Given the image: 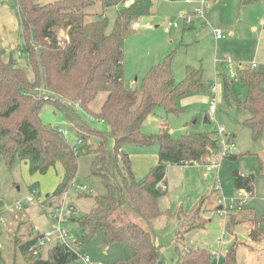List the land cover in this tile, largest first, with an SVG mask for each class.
I'll list each match as a JSON object with an SVG mask.
<instances>
[{
	"label": "trees",
	"instance_id": "trees-1",
	"mask_svg": "<svg viewBox=\"0 0 264 264\" xmlns=\"http://www.w3.org/2000/svg\"><path fill=\"white\" fill-rule=\"evenodd\" d=\"M15 1L22 27L21 50L33 79L15 64L12 54L6 58V51L0 47V157L9 167L23 161L31 175L45 174L58 165L59 182L46 196L59 197V203H63L60 196H64L77 172V153L59 131L41 124V107L52 104L71 121L80 145L90 136L98 138L91 172L102 178L106 193L95 196L88 213L63 216L81 230L76 244L81 246L102 232L107 245L121 242L131 250V255L119 264H169L163 258L161 246L156 244L152 226V220L162 213L158 200L166 193L167 167L190 165L193 160L206 163L222 146L217 130L185 132L173 139L167 126L155 133L143 132L141 126L157 106L166 114H179L183 109L182 98L207 89L201 68L187 66L183 78L176 80L172 56L168 55L148 69L139 91L124 86V41L135 33L134 22L152 13L151 0H133L126 6V0H54L45 4L37 0ZM258 1L264 5V0H238L237 7ZM96 5L100 9H95ZM112 7L117 8L110 25L106 11ZM191 23L186 22L184 29H192ZM59 29L67 35L64 46L58 41ZM263 75L251 66H239L231 77L246 85L245 100L234 103L248 111L243 124L250 128L254 138L264 130ZM223 92L225 99L232 100L230 82L225 75ZM100 93L106 95L93 113L91 104ZM76 109L93 114L107 130L92 127ZM107 136L113 141L109 149ZM129 143L157 144L156 164L139 179L133 174L129 154L123 149ZM237 155L229 152L223 157ZM231 175L236 189L243 187L253 194V174H240L235 169ZM30 189H36V196L40 195L37 182ZM199 201L190 213L199 211ZM233 218V214L229 216L227 228L235 223ZM204 223V220L197 222L183 233L178 230L176 239H181L191 228L203 227ZM250 223L249 237L258 241L264 233V217L253 214ZM41 235L36 232L21 242L15 239L26 264H67L80 257L75 248L56 242L48 250L47 258H42L41 252L33 248ZM174 249L178 254L170 264L211 263L210 249L205 247L186 245L182 251L176 244ZM222 264H239L234 244L223 254Z\"/></svg>",
	"mask_w": 264,
	"mask_h": 264
},
{
	"label": "rangeland",
	"instance_id": "rangeland-1",
	"mask_svg": "<svg viewBox=\"0 0 264 264\" xmlns=\"http://www.w3.org/2000/svg\"><path fill=\"white\" fill-rule=\"evenodd\" d=\"M37 1L45 4L54 0ZM151 2L152 13L136 20L135 33L124 41V86L139 91L142 78L148 69L171 55L172 72L177 80L183 77L187 66L201 68L208 87L195 93L193 100L182 105L183 109L179 114H166L161 106H157L142 123V131L155 133L165 123L171 137L177 139L185 132L216 131L223 128L227 145L231 143L229 135L234 138L233 145L227 146L228 151L234 149L238 153L236 158L223 157L221 148L217 155L207 159V162L218 164L213 170H202L192 164L168 165L167 191L158 200L162 213L152 220L156 240L162 247L163 258L170 264L178 254L174 249L176 244L183 249L190 245L214 248L220 255L212 256L210 264H222L223 254L234 244L237 247L239 264H264V233L261 236L262 240L257 243L259 245L256 248L259 251L253 249L256 253L263 252L262 255L249 261L245 254V250L251 246L248 238L251 223L248 222L247 216L256 213L264 217V130L258 138H254L250 128L243 124L249 113L244 107L237 106L234 100L243 102L247 88L241 81L231 78L226 66V60L230 58L234 68L250 67L254 64V69L264 74V22L261 23V19H264V5L258 1L237 8V0H151ZM117 7L106 11L110 25ZM94 8L100 9L98 5ZM94 8L90 10H95ZM196 8L201 9L200 14L194 12ZM185 17H190L191 21L193 19L192 29H184ZM169 22L177 23L178 27H170L169 31H164ZM19 23L21 24L20 18ZM217 30L221 33L220 38L214 35V31ZM58 38L61 44L67 42L65 30H58ZM17 49L12 54L15 64L23 68L32 80L33 75L27 66L26 55ZM9 55L10 52H6V58ZM223 75L230 82L232 100L224 97ZM261 85L264 88V75ZM105 95L100 93L91 104L93 113L98 110ZM211 103L215 106L214 113L209 112ZM76 111L92 127L107 130L106 125L95 120L93 114H85L77 109ZM205 118L209 123L204 122ZM39 119L41 124L56 131L59 128L68 131L66 134H60L76 149L77 172L64 196L60 197L63 198L65 206L73 209V217L88 213L94 206L95 196L106 193L102 178L91 172L98 138L90 136L82 145H78L71 121L52 104H44L41 107ZM106 142L108 149L113 146L111 137L107 136ZM156 147V143L146 146L129 143L123 146V149L127 153L140 150L147 152ZM235 169L254 175V193L242 203H238V198H242V195L234 187L231 176V171ZM60 174V167L56 165L45 174L31 175L23 161L18 160L9 167L0 157V217L3 218L0 220L2 244L0 264H26L15 239L21 242L31 237L32 227L37 233H43L49 228L51 214L60 203L59 197L46 195L54 190ZM33 182H37L40 195H35L34 200L28 202L27 197L31 195L30 185ZM80 186L86 188L80 189ZM210 192L215 197L199 201ZM222 197L225 199L223 202L225 208H236L239 205L244 209L239 211L238 215L234 214L235 210L219 214L216 208L219 204L218 199ZM231 199L234 201L231 202ZM198 201L199 211L190 213ZM18 205L21 206L20 209H17ZM180 211L182 214L177 215ZM232 214L235 223H232L229 231L225 227V222ZM62 218L69 235L68 245L80 253V257L67 264H84L83 256L89 258L88 264H119L131 255V250L121 242L107 245L102 232L95 234L85 244L77 245L76 240L81 235V230L74 221L63 216ZM202 220L206 221L203 227L189 229L184 232L181 239H176L175 234L179 227L183 233V230ZM222 234L225 235L224 244L219 245L215 238ZM54 244L55 240L52 239L40 248L42 258H47L48 250Z\"/></svg>",
	"mask_w": 264,
	"mask_h": 264
},
{
	"label": "crops",
	"instance_id": "crops-1",
	"mask_svg": "<svg viewBox=\"0 0 264 264\" xmlns=\"http://www.w3.org/2000/svg\"><path fill=\"white\" fill-rule=\"evenodd\" d=\"M237 2H238V0H237ZM193 15H195V13ZM19 18H20L19 11H18V7H17V4H16L15 0H0V47L3 48L6 52L9 51L10 55L13 54V52L17 48L19 50H21L22 43H23V40H22V37H21L22 36L21 35L22 29H21V26H20L21 24L19 23ZM262 22H264V19H261V23ZM191 24L193 26V19H192V23ZM174 28H176V27H174ZM193 95H189V96H186V97L182 98L180 100V105L181 106L185 105L189 101L193 100ZM207 123H209V121ZM162 126H166V124L164 123ZM229 136H231L230 141H231V144H232L233 141H234V138H233L232 135H229ZM157 151L158 150H157V147H156V148H153V149H151L149 151L147 150V152H143L142 150H140V151H135V152L132 151V152L128 153L129 156H130V159H131L133 174L135 175L136 178H138V179L142 178L148 172V170L152 166H154L156 164L157 157H158L157 156ZM174 166H178V165H174ZM195 167L199 168V169H202V170H206L201 165H195ZM239 173L240 174H246V173H243V172H239ZM233 185H234V179H233ZM165 186H166V191H167V179H166V176H165ZM253 193H254V191H253ZM203 197H206V198L210 197L212 199L215 196H214V194L212 192H210V193H206V195H204ZM220 207L221 206L218 204L216 209L218 210V208H220ZM243 209L244 208H242L240 210H235L234 214L239 213V211H242ZM179 214H182L181 211L178 212L177 215H179ZM254 214H256V213H254ZM252 215L253 214H251L250 217L247 216V218H248L247 220H249L248 222H250V218L252 217ZM179 222H180V220H179ZM227 222H228V220H226V222H225L226 223L225 227H226V229H228L230 231L232 225L229 226V228H227ZM179 229H180V227L177 229L176 233L178 232ZM191 229H193V228H191ZM250 229H251V227H250ZM35 232H37L36 229L35 228L33 229V227H32V235ZM224 237H225V235L223 234V242H222V244H224ZM248 238H249V245H251V246L249 247L248 250H245L246 251L245 254L247 255L246 256L247 260L250 261V260L254 259L253 257L259 258L262 255L263 252L256 253L255 251H253V249H256L257 251H259L256 247H258L259 244H257V243L260 240H262L261 239L262 237L258 241H252L250 239L249 233H248ZM215 239H217V237ZM155 240H156V236H155ZM226 242H227V240H226ZM156 244H158L157 240H156ZM177 246H178V244H177ZM178 248L180 250L182 249V251H184L183 248H180L179 246H178ZM185 248H186V246H185ZM208 249L211 250V249H214V248H208ZM161 250H162V247H161ZM251 252H252V254H250ZM236 259H237V254H236ZM237 261H238V259H237Z\"/></svg>",
	"mask_w": 264,
	"mask_h": 264
},
{
	"label": "built area",
	"instance_id": "built-area-1",
	"mask_svg": "<svg viewBox=\"0 0 264 264\" xmlns=\"http://www.w3.org/2000/svg\"><path fill=\"white\" fill-rule=\"evenodd\" d=\"M131 2H133V0H126L124 2V5H128L130 4ZM195 12L197 13H201V9L200 8H196L195 9ZM186 19V22H190V17H185ZM178 24L177 23H168L166 27H164V30L165 31H168L170 29V27H177ZM214 35L217 37V38H220L221 37V33L217 30V31H214ZM66 43V42H65ZM65 43H60L62 46L65 45ZM226 66L227 68L229 69V73H230V76L233 77L234 76V73H235V68L233 67V61L230 60V58H228L226 60ZM254 64H252L251 67L254 68ZM214 110H215V106L213 103H211L209 105V112L210 113H214ZM58 131L61 133V134H66L67 133V130L65 129H61L59 128ZM217 133L219 135V142L223 148V152H222V155L224 156L225 154L229 153L228 149H227V146L229 145H232V144H228L227 145V141H226V134L224 133V130L223 128H218L217 129ZM81 142L80 139L77 140V143L79 144ZM192 165H201L203 166L206 170H213L215 168H217L218 164L215 163V162H212V161H209V162H206V163H203V162H199L197 160H193ZM86 187L85 186H80V189H85ZM239 191V193L242 195V198H238V203H242L244 202V199L247 198L250 193L247 191L246 188H239L237 189ZM36 195V189H33L31 191V195H29L27 197V200L28 202H32L34 200V196ZM224 197H222L221 199H218V203L219 205L221 206L220 208H218V213L219 214H225V213H230L231 211H234V210H240L241 207L239 205H237L236 208H225L224 205H223V202H224ZM234 199H231V202H233ZM237 203V204H238ZM20 205H18V208L17 209H20ZM55 214L52 215L51 217V222H50V225H49V228L44 231L42 233V235L38 238L37 240V243L36 245L33 246V248L37 249L40 251V248H42L43 245L46 244L47 241L49 240H55V243L58 242V243H65V244H68V231L66 229V227L64 226V220L62 218V216H70L72 213H73V209L70 207V206H65L63 203L57 207L54 211ZM3 218L0 217V220H2ZM223 242V234L221 236H218L217 239H216V243L217 244H222ZM0 249H2V244L0 243ZM210 253L212 256H219L220 255V252L215 250V249H211L210 250ZM82 260H83V263L84 264H88L89 262V258L87 256H83L82 257Z\"/></svg>",
	"mask_w": 264,
	"mask_h": 264
},
{
	"label": "water",
	"instance_id": "water-1",
	"mask_svg": "<svg viewBox=\"0 0 264 264\" xmlns=\"http://www.w3.org/2000/svg\"><path fill=\"white\" fill-rule=\"evenodd\" d=\"M204 122H208V120L205 118V121ZM231 152L232 153H236V150L232 149Z\"/></svg>",
	"mask_w": 264,
	"mask_h": 264
}]
</instances>
